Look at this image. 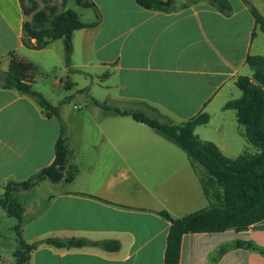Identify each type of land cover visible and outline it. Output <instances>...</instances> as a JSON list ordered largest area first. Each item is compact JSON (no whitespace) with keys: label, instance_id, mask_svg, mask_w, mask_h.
<instances>
[{"label":"crops","instance_id":"0c3cea01","mask_svg":"<svg viewBox=\"0 0 264 264\" xmlns=\"http://www.w3.org/2000/svg\"><path fill=\"white\" fill-rule=\"evenodd\" d=\"M90 1L96 9L52 2L90 25L72 34L67 66L63 40L26 48L29 17L19 0H0V71L14 52L40 72L32 89L59 109L73 173L70 181L41 180L13 193L23 207L19 233L27 245L37 244L29 264H164L170 224L160 213L180 219L210 206L198 172L180 147L96 102L176 126L206 113L209 122L194 134L236 159L250 145L235 111L224 106L241 96L238 79L253 81L247 57H264V33L251 14L254 8L264 18V0H224L226 10L210 0H174L168 10L145 9L136 0ZM69 97L77 104L65 103ZM60 130L59 118L0 82V197L9 183L52 164ZM16 224L0 207V264H15ZM48 239L120 247L58 248ZM237 242L254 249L236 248ZM261 251L264 221L242 232L184 235L179 264H264Z\"/></svg>","mask_w":264,"mask_h":264},{"label":"trees","instance_id":"16d2710c","mask_svg":"<svg viewBox=\"0 0 264 264\" xmlns=\"http://www.w3.org/2000/svg\"><path fill=\"white\" fill-rule=\"evenodd\" d=\"M19 1L23 14L29 17L23 23L24 46L32 50H42L52 41L63 40L65 63L68 66L72 51V34L90 25L80 22L74 12L59 10L56 5H45L43 9L29 14L24 9V0ZM75 1L84 8L96 9L90 0ZM136 2L145 9L153 10H168L174 5V0H136ZM210 2L221 10L228 8L224 0H210ZM251 14L255 24L264 33V18L254 8H251ZM8 61L7 70L0 71L2 85L31 96L47 117L55 116L61 122L60 136L55 143L52 164L27 181L9 183L3 196L0 197V207L17 221L15 226L17 247L13 253L15 264H29L30 253L37 244L27 245L20 236L19 224L23 207L13 198V193L29 191L41 180H48L53 184L70 181L73 173L67 170L69 150L65 142V126L59 109L53 107L41 93L32 89L36 67L20 59L14 52L8 54ZM246 63L254 72L253 81L248 78L238 79L236 86L241 96L226 103L224 109L235 111L237 122L244 127L245 138L255 152H245L236 159L226 158L215 144L202 142L194 134L196 127L209 122L210 117L206 113L176 126L157 118H149L140 111L113 109L96 102L107 113L130 116L134 121L152 128L157 134L180 147L195 169L199 166L205 171L209 184H206L201 177L200 184L210 201L208 208L180 219H172L165 212L160 213L170 224L164 264H179L184 235L212 234L229 230L242 232L251 225L264 221V57L248 56ZM73 86L69 82L64 84L67 90L72 89ZM70 99L71 97L64 102L67 103ZM206 185L217 190L210 193ZM44 243L58 248L99 247L110 252H115L120 247L115 241L90 242L85 239H48ZM236 248L254 249L249 242H237Z\"/></svg>","mask_w":264,"mask_h":264},{"label":"rangeland","instance_id":"374dc122","mask_svg":"<svg viewBox=\"0 0 264 264\" xmlns=\"http://www.w3.org/2000/svg\"><path fill=\"white\" fill-rule=\"evenodd\" d=\"M191 1H196V0H190V2ZM52 2H53V0H24L23 1V5H24V9H25V11L26 12H28L29 14H31V13H34V12H36V11H38V10H41V9H43V7L45 6V5H52ZM174 6V5H173ZM39 72V71H38ZM42 77V75L40 74V72L39 73H35V78L37 77ZM72 99L73 98H71L70 99V101H69V103H71V104H77L76 102H74V101H72ZM79 104H84V103H79ZM84 107V106H83ZM148 117V116H147ZM149 118H152V117H149ZM249 148H248V152H251V153H253L254 152V150H253V148L251 147V146H248ZM246 151V152H247ZM196 172H198V176H199V178L201 177V178H203V180H204V182H206V184H209L208 182H207V180H206V174H205V171L203 170V168H201V167H199V166H196ZM207 186V189L210 191V193H212L213 191H216L217 189L215 188V187H209L208 185H206ZM1 226H3V225H1ZM15 260V259H14Z\"/></svg>","mask_w":264,"mask_h":264}]
</instances>
